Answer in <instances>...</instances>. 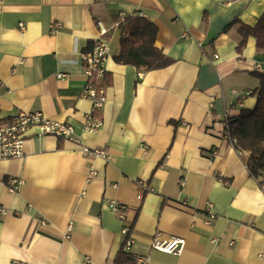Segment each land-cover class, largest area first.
Here are the masks:
<instances>
[{
    "label": "crops",
    "instance_id": "1",
    "mask_svg": "<svg viewBox=\"0 0 264 264\" xmlns=\"http://www.w3.org/2000/svg\"><path fill=\"white\" fill-rule=\"evenodd\" d=\"M263 12L264 0H0L1 120L42 111L108 153L87 155L72 139L27 130L23 156L0 158V264H114L127 226L134 242L126 264L136 256L264 264V180L227 132L230 117L256 105L252 72L264 71V53L253 36L238 50L240 23L223 32L234 19L255 25ZM122 13L158 26L156 46L169 64L144 71L115 61ZM99 20L111 57L103 126L89 132L83 54ZM111 200L127 207L123 218ZM158 233L185 238L182 253L153 248Z\"/></svg>",
    "mask_w": 264,
    "mask_h": 264
},
{
    "label": "built area",
    "instance_id": "2",
    "mask_svg": "<svg viewBox=\"0 0 264 264\" xmlns=\"http://www.w3.org/2000/svg\"><path fill=\"white\" fill-rule=\"evenodd\" d=\"M125 19V13H122V20ZM22 28L25 27L21 23ZM59 24H51V30L56 31ZM100 35L96 38L92 50L83 54V62L85 66V74L87 76V83L83 88L82 96L91 101V110L87 114L84 123V129L89 132H96L103 126V118L101 115L103 106L106 101V90L103 84V78L106 72L107 61L111 57V49L109 41L105 38L108 34L109 28L101 20L98 21ZM214 59L218 58L214 54ZM261 67L260 64H258ZM32 126H38L41 134H52L58 137H65L76 141L82 145V150L85 154H93L97 157L107 158L108 153L106 149L95 148L92 149L82 143V141L74 136V127L69 123L56 122L48 119L42 111H23L13 116L10 122H3L0 118V158H19L23 156V143L26 138L27 130ZM228 132V125H227ZM232 138V137H231ZM235 143L236 139L232 138ZM96 171L91 169L88 180L94 177ZM264 180V173L260 176ZM12 185L20 183L21 180L17 178L9 179ZM183 185L184 180H180ZM14 189V188H13ZM147 190H152L146 187ZM143 192L138 194L139 198H143ZM109 208L118 214L121 218L124 217L126 206L111 200L108 201ZM1 214H6V208L0 205ZM126 235L124 250L130 253L133 245V238L131 236V227L127 226L123 229ZM186 245V239L182 237L172 236L168 239L160 238L159 233L156 235L152 247L164 252L181 254ZM133 264H147L146 258L143 256H136Z\"/></svg>",
    "mask_w": 264,
    "mask_h": 264
},
{
    "label": "trees",
    "instance_id": "3",
    "mask_svg": "<svg viewBox=\"0 0 264 264\" xmlns=\"http://www.w3.org/2000/svg\"><path fill=\"white\" fill-rule=\"evenodd\" d=\"M208 16L205 14V22ZM240 23L239 33L242 40L238 50L242 51L250 36L256 38V46L264 53V12L255 25L245 24L239 19L231 21L223 30L228 31ZM121 49L114 57L120 64L132 65L139 70L149 71L170 63V59L156 46L158 26L140 15L127 16L122 23ZM259 79L256 89L257 102L252 109H243L228 120V134L235 138V146L240 151H248L247 167L251 175L259 178L264 173V71H254ZM131 255L123 248L119 251L114 264H126Z\"/></svg>",
    "mask_w": 264,
    "mask_h": 264
}]
</instances>
